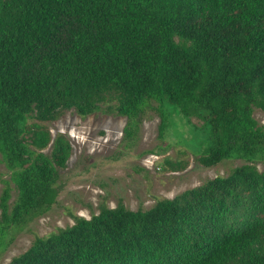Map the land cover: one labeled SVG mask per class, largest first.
<instances>
[{"label": "trees", "instance_id": "1", "mask_svg": "<svg viewBox=\"0 0 264 264\" xmlns=\"http://www.w3.org/2000/svg\"><path fill=\"white\" fill-rule=\"evenodd\" d=\"M164 99L207 122L199 163L243 161L146 208L74 216L6 264H264V0H0V162L16 188L0 232L58 192L70 145L38 121L113 100L126 135L145 106L161 132Z\"/></svg>", "mask_w": 264, "mask_h": 264}, {"label": "rangeland", "instance_id": "2", "mask_svg": "<svg viewBox=\"0 0 264 264\" xmlns=\"http://www.w3.org/2000/svg\"><path fill=\"white\" fill-rule=\"evenodd\" d=\"M111 102H100L99 110L85 115L68 108L58 111L53 119L38 121L51 138L57 133L64 135L69 153L58 168V192L49 206L0 232V264L24 250L34 236L70 224L74 216L88 217L100 206H114L117 202L131 209L146 208L157 198L172 197L206 178L227 173L243 161L227 157L210 166L199 163L198 155L210 144L207 122L182 114L166 99L161 106V132L159 112L145 106L129 135L124 133L126 116L110 110ZM150 103L156 105L155 101ZM252 116L264 128V109L253 107ZM23 138L29 142L26 133ZM50 143L51 139L40 150L49 152ZM254 164L263 169L264 158ZM4 188L11 205L16 188L0 162V193Z\"/></svg>", "mask_w": 264, "mask_h": 264}]
</instances>
